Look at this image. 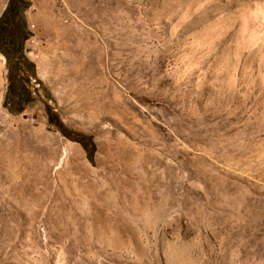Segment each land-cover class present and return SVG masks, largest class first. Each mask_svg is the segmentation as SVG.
<instances>
[{
  "label": "rangeland",
  "instance_id": "obj_1",
  "mask_svg": "<svg viewBox=\"0 0 264 264\" xmlns=\"http://www.w3.org/2000/svg\"><path fill=\"white\" fill-rule=\"evenodd\" d=\"M27 1L0 264H264V0Z\"/></svg>",
  "mask_w": 264,
  "mask_h": 264
},
{
  "label": "trees",
  "instance_id": "obj_2",
  "mask_svg": "<svg viewBox=\"0 0 264 264\" xmlns=\"http://www.w3.org/2000/svg\"><path fill=\"white\" fill-rule=\"evenodd\" d=\"M28 6L27 0H10L0 17V55L4 56L9 70L6 105L9 111L15 114L21 113L25 105L34 99L31 80L27 75V70L33 69L34 64L26 57L24 51L25 41L31 36L24 14ZM50 121L55 122L52 116ZM60 128L62 132H65L62 126ZM86 140L83 145L88 152V157L92 159L95 145L89 137Z\"/></svg>",
  "mask_w": 264,
  "mask_h": 264
},
{
  "label": "built area",
  "instance_id": "obj_3",
  "mask_svg": "<svg viewBox=\"0 0 264 264\" xmlns=\"http://www.w3.org/2000/svg\"><path fill=\"white\" fill-rule=\"evenodd\" d=\"M4 59V60H3ZM3 60V61H6L5 58H3V56L0 57V61Z\"/></svg>",
  "mask_w": 264,
  "mask_h": 264
},
{
  "label": "water",
  "instance_id": "obj_4",
  "mask_svg": "<svg viewBox=\"0 0 264 264\" xmlns=\"http://www.w3.org/2000/svg\"><path fill=\"white\" fill-rule=\"evenodd\" d=\"M8 3H9V2H8ZM7 5H8V4H7ZM1 16H2V15H1ZM1 16H0V17H1Z\"/></svg>",
  "mask_w": 264,
  "mask_h": 264
}]
</instances>
